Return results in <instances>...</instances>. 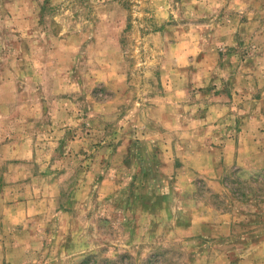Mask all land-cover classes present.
<instances>
[{
	"label": "rangeland",
	"instance_id": "374dc122",
	"mask_svg": "<svg viewBox=\"0 0 264 264\" xmlns=\"http://www.w3.org/2000/svg\"><path fill=\"white\" fill-rule=\"evenodd\" d=\"M0 264H264V0H0Z\"/></svg>",
	"mask_w": 264,
	"mask_h": 264
}]
</instances>
